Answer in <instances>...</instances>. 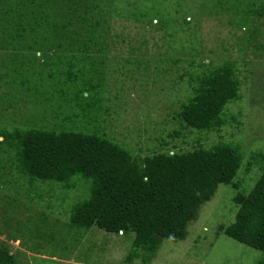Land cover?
I'll return each instance as SVG.
<instances>
[{
  "label": "rangeland",
  "instance_id": "1",
  "mask_svg": "<svg viewBox=\"0 0 264 264\" xmlns=\"http://www.w3.org/2000/svg\"><path fill=\"white\" fill-rule=\"evenodd\" d=\"M18 1L0 0V27L22 34L0 37V131L96 133L135 157L228 144L241 163L182 239L150 253L133 247L132 233L72 225L89 181L32 179L0 143V244L15 264H256L264 251L224 229L238 210L234 196L264 171V0ZM14 6L21 16L7 10ZM225 62L239 99L225 106L222 125L187 127L177 112L196 76Z\"/></svg>",
  "mask_w": 264,
  "mask_h": 264
},
{
  "label": "trees",
  "instance_id": "2",
  "mask_svg": "<svg viewBox=\"0 0 264 264\" xmlns=\"http://www.w3.org/2000/svg\"><path fill=\"white\" fill-rule=\"evenodd\" d=\"M7 10L13 17L22 15L19 6ZM4 36L17 41L22 34L2 26L0 37ZM87 84L83 89L89 91L92 87ZM83 89L76 86L77 97ZM237 99L235 67L225 62L196 76L193 95L181 103L177 116L187 127L206 130L222 125L225 106ZM0 137V143L14 150L17 170L23 175L65 185L75 176L89 181L88 196L71 207L72 225L132 233L133 247L150 253L163 239H182L200 206L219 184L233 183L241 163L238 150L228 144L135 157L96 133L31 128L3 130ZM234 202L238 210L224 233L264 251V171L248 193L234 196ZM0 264H15L13 254L1 244ZM256 264H264V256Z\"/></svg>",
  "mask_w": 264,
  "mask_h": 264
}]
</instances>
